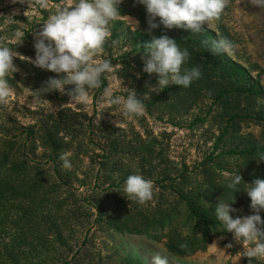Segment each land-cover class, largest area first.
Listing matches in <instances>:
<instances>
[{
  "label": "rangeland",
  "instance_id": "1",
  "mask_svg": "<svg viewBox=\"0 0 264 264\" xmlns=\"http://www.w3.org/2000/svg\"><path fill=\"white\" fill-rule=\"evenodd\" d=\"M73 2L0 0V44L18 53L13 60L18 71L7 77L12 95L0 103V131L3 135L23 139L22 148L16 155L26 158L28 166L38 168L45 178L58 184L51 198L52 205L48 203L47 208L49 215H56L55 222L61 219L66 223L63 248L51 247L52 236L49 235L48 248L42 249L35 245L38 239L29 237L35 242L30 247L22 246L20 253L50 254L54 260L61 256L57 264L70 260L75 254L86 256L82 264H124L126 258L135 264H152L157 252L169 255L163 245L146 236L106 231L95 220L96 208L105 206L112 196V186L122 183L131 174L152 180L153 198L147 204L152 205L159 199L171 201V191L161 189L156 181L176 177L183 169L190 172L196 168L213 152L219 131L213 124L212 115H206V105L180 112H171L163 105L159 109L146 107L162 90L153 91L158 88L157 74L143 71L147 53H134L141 36L145 35L130 14L121 15L110 24L111 35L105 43L104 53L96 59L111 60L113 71L102 75L100 88L90 90L87 105L74 103L66 94L55 90L44 94L42 88L49 77H59L31 63L35 58V39L43 23L58 8L71 6ZM120 6H129V1L122 0ZM203 29L213 40L223 38L222 31L227 32L226 39L233 43L234 49L224 56L235 69L238 67L243 71V77L257 81L264 89V6L257 5L256 0H227L220 18L205 23ZM120 82L122 88L134 90L137 97L143 99L145 111L142 115L125 116L119 106L108 108L104 105V88H112L117 95H126L120 89ZM37 94L41 99H36ZM258 106L264 111V93ZM200 118H206L205 122H195ZM51 120L70 126V133L59 134L64 137L62 148L65 152L56 158L42 147L37 136L26 133L29 128L36 130L38 124L51 125ZM260 130L255 126H243L241 132L259 136ZM61 156H67L71 161L70 170L62 166ZM53 159H58L56 163L62 181L54 171ZM224 168L229 169V166ZM59 182L63 183L60 185ZM163 184L167 185L166 182ZM65 198L68 199L60 210L57 203ZM83 198L86 199L83 207L87 211L78 214V220L68 219L67 206L72 200L76 202ZM237 214L241 217L251 215L244 208L238 209ZM48 222L50 224V221L44 224L49 225ZM248 247V244L235 241L232 233L215 236L206 250L193 257L169 255L170 264H243ZM255 259L264 264V258Z\"/></svg>",
  "mask_w": 264,
  "mask_h": 264
},
{
  "label": "trees",
  "instance_id": "2",
  "mask_svg": "<svg viewBox=\"0 0 264 264\" xmlns=\"http://www.w3.org/2000/svg\"><path fill=\"white\" fill-rule=\"evenodd\" d=\"M128 1L129 6L119 7L120 15H132L145 35L141 36L140 45L134 53H146L147 43L154 37L167 35L175 39L182 49L189 51L190 57L184 66H199L201 71V78L188 88L169 85L146 107L159 109L163 105L171 112H180L206 105V115H212L213 124L219 132L213 152L196 168L190 172L183 169L176 177H163L156 181L161 189L171 191V201L159 199L152 205L136 204V201L125 197L123 181L112 186L109 202L96 208L95 220L106 231L146 236L152 242L161 243L171 257L189 258L206 250L215 236L229 235L230 232L224 231L214 215L219 200L230 202L237 210L244 208L254 214L245 190L249 187L246 184L257 178L264 179V161H260L264 156V111L258 106L264 89L257 81L251 82L243 77V71L238 67L235 69L224 54L212 55L208 52L202 42L213 39L204 29L200 33L184 28L168 30L163 26L150 29L143 5L138 0ZM222 36L228 38V33L222 31ZM205 120L200 118L195 122L203 123ZM51 121V125L38 124L36 130L29 128L26 133L27 136H37L42 147L56 158L59 153L65 152L62 148L64 137L59 134L70 133V126ZM243 126L258 127L261 129L259 136L242 133ZM22 143L23 139L3 135L0 131V264H57L61 256L54 260L50 254L20 253L22 246L30 247L35 242L31 237L38 239L35 245L41 249L48 248V235L52 236L51 247L63 248L62 235L66 231V223L61 219L55 222L56 215H49L47 208L48 203L52 205L51 198L58 184L45 178L38 168L28 166L26 158L16 155ZM57 160L53 159L52 164L60 180ZM227 165L229 169L224 168ZM237 173L243 181L232 192L227 185L230 177ZM165 182L167 185L163 184ZM62 183L59 182L60 185ZM67 199L57 203L60 210ZM85 202V198L76 202L72 200L66 209L67 218L80 219L77 215L87 211L83 207ZM259 214L264 220V211ZM230 215L233 218L238 216L237 211ZM45 221H50V224H44ZM182 244L186 247H181ZM78 255L62 264H82L86 256ZM123 263L135 264L128 258L123 259ZM243 264L262 262L244 255Z\"/></svg>",
  "mask_w": 264,
  "mask_h": 264
},
{
  "label": "clouds",
  "instance_id": "3",
  "mask_svg": "<svg viewBox=\"0 0 264 264\" xmlns=\"http://www.w3.org/2000/svg\"><path fill=\"white\" fill-rule=\"evenodd\" d=\"M24 3L25 0H19ZM122 0H74L68 7L58 8L45 23L36 36L35 58L31 63L41 70L56 73L59 78L49 77L45 82L44 94L58 91L66 94L70 100L80 105L89 103V92L101 87V77L113 71L111 60H97L104 53V46L111 35L110 24L120 15L119 5ZM147 14L150 29L163 26L164 29L184 28L192 33L203 31V25L220 18L227 0H138ZM257 5L264 6V0H256ZM203 45L212 55L231 54L233 43L226 39L208 41ZM147 59L143 71L157 74L159 91L169 85L188 88L195 80L201 78L199 66L187 68L190 53L182 49L177 41L167 35L154 37L145 45ZM18 53L13 48L0 44V103L12 95L7 77L18 71L13 60ZM60 74H64L60 76ZM71 86V87H66ZM126 95H117L112 88H104V105L108 108L119 106L125 116L137 117L144 113L143 99L137 97L134 90L121 87ZM36 99H41L37 94ZM63 167L71 169L72 163L67 156H61ZM260 161H264V156ZM242 177L237 173L230 177L227 187L233 191L241 184ZM245 190L250 198L252 215L237 216L231 213L237 209L230 202L219 200L214 215L224 228L232 233L235 241L248 244L246 256L264 258V220L260 212L264 211V179H255ZM123 191L127 200L144 204L153 198V182L140 174L128 175L124 181ZM186 247V245H181ZM231 247V245H229ZM152 264H170L169 255L157 252Z\"/></svg>",
  "mask_w": 264,
  "mask_h": 264
}]
</instances>
